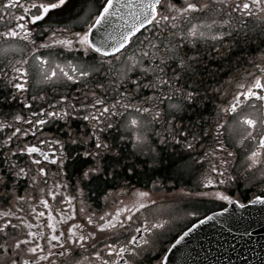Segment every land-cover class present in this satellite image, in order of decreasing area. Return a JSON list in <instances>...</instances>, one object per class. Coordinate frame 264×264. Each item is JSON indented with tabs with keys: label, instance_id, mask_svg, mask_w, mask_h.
<instances>
[{
	"label": "snow or ice",
	"instance_id": "1",
	"mask_svg": "<svg viewBox=\"0 0 264 264\" xmlns=\"http://www.w3.org/2000/svg\"><path fill=\"white\" fill-rule=\"evenodd\" d=\"M257 173L264 0H0V264H186Z\"/></svg>",
	"mask_w": 264,
	"mask_h": 264
},
{
	"label": "water",
	"instance_id": "2",
	"mask_svg": "<svg viewBox=\"0 0 264 264\" xmlns=\"http://www.w3.org/2000/svg\"><path fill=\"white\" fill-rule=\"evenodd\" d=\"M245 205L244 209L230 205L228 213L198 225L192 236L199 242L191 241L190 254L183 258L186 264H264V213L259 211L262 206ZM234 213H243L241 220L237 221ZM229 217V223H224ZM244 228L249 235L241 240L239 233ZM170 255L168 264H178L179 254Z\"/></svg>",
	"mask_w": 264,
	"mask_h": 264
},
{
	"label": "flooded vegetation",
	"instance_id": "3",
	"mask_svg": "<svg viewBox=\"0 0 264 264\" xmlns=\"http://www.w3.org/2000/svg\"><path fill=\"white\" fill-rule=\"evenodd\" d=\"M253 184L255 186H252ZM262 186H264V185L260 184V176H259V173H257L256 174V178H255L254 181H252L250 184H247V185H244V186L241 187V192H244L246 188L251 187V191H248L246 193L247 196L249 198H251V196H252V194L254 192L255 193H259L260 188ZM165 195H166V193L162 190L160 192L159 196L157 197V199L163 201L164 198H165ZM241 202H243L244 204H247V200L243 199V197H241ZM168 203H173V201H171L169 199ZM175 206H176V212L182 216L184 211L186 210L184 204H182L180 202H175ZM228 206H230V205H228L226 203L223 204V207H228ZM198 207H199L200 213L206 214V215H209V216H211V214L214 213V212H218V211L222 210L221 207L218 206L217 204H210V203H204L203 205H198ZM199 218L203 219V215H201ZM192 222H195V221L193 220ZM177 223H179L182 226L183 223H184V220L181 219V220L177 221ZM188 227H191V223L188 224Z\"/></svg>",
	"mask_w": 264,
	"mask_h": 264
}]
</instances>
